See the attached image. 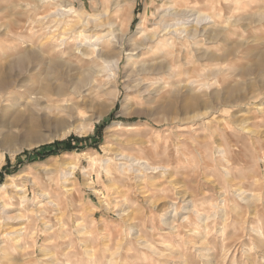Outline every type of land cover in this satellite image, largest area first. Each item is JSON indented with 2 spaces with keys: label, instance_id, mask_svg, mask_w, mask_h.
Returning a JSON list of instances; mask_svg holds the SVG:
<instances>
[{
  "label": "rangeland",
  "instance_id": "rangeland-1",
  "mask_svg": "<svg viewBox=\"0 0 264 264\" xmlns=\"http://www.w3.org/2000/svg\"><path fill=\"white\" fill-rule=\"evenodd\" d=\"M65 1L80 16L96 12L98 17H111L121 26L120 33L126 32L123 42L131 46L147 35L161 34L165 22L227 25L217 46L223 58L201 56L208 44L199 34L188 41L172 40L168 46L148 43L134 60L167 59L175 67L173 73H154L146 92L134 87L136 79L128 77L130 66L123 54L115 87L104 78L110 94L99 97V102L110 103L113 93L117 100L80 135H61L62 127L53 123L44 103L29 101L20 87H8V99L0 106V132L7 137L0 143V184L10 180L23 192L0 190L11 217L0 211V264H107L121 236L128 243L110 264H158L149 247L181 254L171 264H264V0H178L176 7L189 11L177 20L162 17L163 7L174 0H134L124 6L131 7L129 21L123 10L113 8L118 0ZM60 4L0 0V71L7 73L6 61L25 54L32 44L38 49L50 35L79 40L51 15ZM187 12L206 13L213 22H197ZM75 13H66L65 18L77 23ZM86 33L93 41L100 31L88 28L82 32ZM242 41L246 45L240 46ZM219 67L224 68L221 76H212L210 71ZM193 114L200 116L192 119ZM72 138L81 141L71 150L42 148ZM114 149L167 170L142 171L139 176L128 170L123 175L107 174L103 164L105 159L114 163ZM49 150L52 154L42 156ZM69 166L74 167L72 178L64 180ZM41 190L58 206L40 199ZM239 190L255 198L245 203L237 195ZM170 202H175L176 218L166 226L173 213ZM128 226L150 246L130 243ZM7 238H14L13 242L3 245ZM85 246L93 250V259L83 254Z\"/></svg>",
  "mask_w": 264,
  "mask_h": 264
},
{
  "label": "bare ground",
  "instance_id": "bare-ground-1",
  "mask_svg": "<svg viewBox=\"0 0 264 264\" xmlns=\"http://www.w3.org/2000/svg\"><path fill=\"white\" fill-rule=\"evenodd\" d=\"M58 1H60V3H61L60 8H58L57 12H52L54 14H51V15L56 16V18L54 17V19H56V20L59 19V21L61 22L60 23L61 27L63 29H65V28L72 29L71 31L77 34L76 36L78 37L79 40H75V42L69 41L68 38L61 37L63 35H61V36L58 35L59 33L56 35H50L46 39V42H43L37 46L38 49H34L35 47L32 44L27 49L25 54L18 55L19 57L14 58L10 61L9 60L6 61L5 64H6V67H9V71H7V73L0 71V106L4 100L8 99V96L10 94V92H9L10 90H8V87H10L12 89L20 87L23 89V92H25L28 95L29 101L37 102V103H44L43 106L47 107V110H49V113L52 117L51 120L53 121V123H55V125H57V126L62 127L63 132L61 133V135H64L66 133L67 134L72 133V132L77 133L78 135L85 133L87 130V124L90 125V124H92L93 121H96V120H99L100 118H102L106 114L107 110L113 106V102L115 100H117V96L115 94L113 95V93H112V99H111L110 103L99 102V97L101 95H104V94H110V92L108 91V88L106 89L104 87V84L102 83L104 78H105V80H108V82H112L113 86L115 87L116 76L118 75V72H119L120 58L123 54L125 55V58H126V65L130 66L129 70L127 71L128 75H129L128 77L132 76L133 78H135L136 82L134 84V87L138 90H143V91L147 88V86L150 82L149 81L150 77L154 73L156 74V73H159L160 71H168V72L172 71V73H173L172 69H173V67H175L174 62L172 63V61H169L167 59H162V60L160 59L159 61L142 62V63H138L139 61L137 62V60H134L135 54H137V52L142 48L146 47V49H147L148 43L151 45V42H156V43L162 42L168 46V44L172 40L173 41H180V40L188 41L190 39L192 40V38L195 35L199 34L200 36L204 37L205 43L208 44V45H206L205 49L202 51L201 56L203 55L204 57H207V58L209 57L212 59L223 58V55L220 52H218L217 46H218L219 37L223 36L227 32L226 31L228 28L227 25H218V24L214 23V24H210L208 26L190 27V26H186V22H184V21H178V22H176L175 25L167 24L169 22H167V23L165 22V23H162V25H161V32H162V33L160 32L161 34H154V35L151 34V35H147L145 37H143L144 36L143 35L142 36L143 39L141 40L140 43L131 46L130 44L127 45V44H125V42H123V35L126 32L125 31L122 32V33H124L122 35L120 33L122 28L119 25V23H116V21L111 20L110 19L111 17H108V15L105 14L103 16L98 17V14L95 12L97 14V17H95L96 16L95 13H94L95 16L90 15V14H85L83 16H80L78 14V12H77V14L75 13V10L72 8L70 3L65 1V0H39V2H49L52 4H57ZM132 1H134V0H118L117 2L114 3V7H113L116 9V11L123 10L124 19H126L128 21L130 18V10H131L130 8L131 7L130 6L124 7V6L126 4L132 2ZM174 1L175 2H171L170 5L163 7V9L164 8L165 9H164V13L162 14V17H166L167 20L168 19H171V20L176 19L177 20L181 15L183 16V14L188 10V9L185 10L183 8H177L176 4H177V2L179 3V1L178 0H174ZM184 1L185 0H180V2H184ZM256 2H258V1H256ZM55 10H53V11H55ZM199 12L198 13L196 12L193 14L190 12H187V13H190L191 15H193L194 19H196L197 22L202 21V20L203 21L206 20V23H209L211 21L213 22V20H209L210 19L209 15H207L206 13H199ZM66 13H71V14L75 13L74 15L77 16L76 19L78 20L77 23H73L72 19L65 18L66 16H68V14H66ZM187 16H190V15H187ZM44 18H45V16H44ZM159 18H160V16H159ZM163 20H164V18H163ZM188 20L190 21L191 19H188ZM214 20H215V18H214ZM161 22L159 21V23H161ZM158 24H157V26H158ZM50 25L51 24L46 25V26H50ZM177 25H179V26H177ZM62 28H61V30H62ZM88 28H92L93 30H97V31L99 30L100 31L99 36H96L95 40H93V41L90 40V37L87 33L82 34V32L87 30ZM138 28L139 29L143 28V22H141L139 24ZM78 29H80V30H78ZM159 29L160 28H158V30ZM68 32H70V31H68ZM151 32H153V31H151ZM146 33H148V32H146ZM64 36H66V34ZM239 44H240V46H244V45H246V42L242 41ZM163 46H165V45H163ZM148 50L150 51L149 48H148ZM163 50H164V47H163ZM35 52H40V54L35 56ZM146 53H147V51H146ZM167 54H170V53H167ZM170 55H168V56H170ZM138 57H140V56H138ZM169 59H170V57H169ZM140 61H142V60L140 59ZM85 62H90V64H88V66H87L85 64ZM83 63L87 67H83L84 66ZM223 71H224V68L219 67V68L211 70L210 74L212 76L219 77V76H221L220 74ZM104 72H106L105 73L106 76L104 75ZM13 75L18 76V78H14ZM152 83H154V82H152ZM156 83H157V81H156ZM150 85H151V83H150ZM151 86H153V85H151ZM106 87H108V86L106 85ZM237 89L238 88H235V91H238ZM150 90H151V88H150ZM143 91H142V93H143ZM139 93H141V92L139 91ZM256 97L257 96L255 95V98ZM191 100L193 103H195L197 101L196 98L195 99L192 98ZM206 106L207 105L204 104L205 108H206ZM188 107H190V106L188 105ZM256 108L258 110V107H256ZM199 116H200V114H197V115L193 114L191 118L194 119V118H198ZM84 125H86V128L84 127ZM241 129L244 130V128H241ZM6 139H7V137L2 136L1 132H0V143L3 140L5 141ZM220 150H221V152H223L224 149H220ZM112 153H113V155H112L113 157L111 156V158L114 161V163L111 164L108 160L105 159L104 164H103L104 166L102 165L104 171L107 174L112 175V174H114V172H116L120 175H123L125 173V171L128 170L131 172H135V174L137 176H139V175H141L142 171L143 172L148 171V173H156L158 171H161L162 173H165L167 170L166 166L152 165L149 162H147L146 160H143V159L141 160V159L135 158L133 156L127 155L119 149H114ZM220 155L222 156V153ZM84 156H85V154H84ZM73 168H74L73 166H69L68 170L67 171L65 170L63 172L62 176H63L64 180L66 178H69V177L72 178L71 175L73 173L72 172ZM255 169H256V167H255ZM84 170H83V172H84ZM59 176H61V175H59ZM10 179H13V176H10ZM60 180H61V178H60ZM68 180H70V179H68ZM30 183L33 186L35 182L32 181ZM35 185H37V184H35ZM16 186H15V184H12L11 181L9 180V182L7 181V182L0 184V190L6 191V189L10 188L11 190H15L16 192H21L22 187L20 186L21 188L20 187L17 188ZM66 187H65V189H66ZM33 188H34V186H33ZM66 190H70V189L68 188ZM240 190L238 193L236 191L237 195L240 196V200L244 201L245 203H251L252 197L253 198H255V197L254 196H252V197L248 196L245 192H242L243 190L242 191H240ZM9 194H11V193H9ZM13 194H15V193H13ZM36 194H37V192H36ZM38 196L41 197L40 199H42L43 201H47L52 206H54V207L58 206L57 202H56L57 200L54 201L51 198L49 193H47L45 191L42 192V190H41V193H39ZM20 198L22 201H25L24 195L21 196ZM42 205H43V203H42ZM103 207H104V205H103ZM169 208L171 209L170 211H172L173 213L167 217L168 219L166 217L162 218L163 220L167 219L164 222V225H166V226L171 224V222L173 221V217L176 216L175 215V202H170ZM187 210H188V207H186L185 211H187ZM0 211H1V214L3 215V217H5L7 219L11 218L8 215L9 214L8 208L3 201V196H1V194H0ZM38 211H40V210H38ZM56 211L58 214L59 211L58 210H56ZM41 214H43V213H41ZM208 218H210L209 215H208ZM178 219H179V216H178ZM31 221L34 222L33 220H31ZM24 227H26V226H24ZM52 227H53V223H52ZM52 227H50V228H52ZM170 228H172V227H170ZM173 229H174V226H173ZM128 231H129L128 237L130 238V243H132L131 240H133L134 242L137 243V245H141L142 248L143 247L148 248L150 246L149 245L150 243L138 240L137 230L135 228H133L132 226H128ZM19 233H21V232H19ZM5 235L6 236L10 235V233L7 232V233H5ZM121 237H122L121 240L117 242L116 252L113 254L111 253L109 256L110 258L108 257L109 259L107 258V264H110L111 260L116 259L119 255V249L122 248L126 243H128L126 240L127 237L126 238H124V236H121ZM13 239L14 238H7L6 242L3 243V241H2V243H3V245H5V243L10 244V240L13 242ZM149 248L151 251L150 254H152L153 256H155L156 258L159 259L158 264H171L173 261L174 262L179 261L182 258L181 254L175 253L172 250L169 253H164L158 249H154L151 247H149ZM122 252H124V251H122ZM83 254L88 256V258H90V259H93V257H94L93 250L90 247L85 246L83 249ZM125 255H126V253H125ZM122 259H123V257H122ZM116 261H114V262H116ZM120 261H121V258H119L118 262H120ZM122 262H124V261H122ZM122 262H120L119 264H121ZM50 264H62V263H58V261H56V262H52ZM63 264H64V262H63Z\"/></svg>",
  "mask_w": 264,
  "mask_h": 264
},
{
  "label": "trees",
  "instance_id": "trees-1",
  "mask_svg": "<svg viewBox=\"0 0 264 264\" xmlns=\"http://www.w3.org/2000/svg\"><path fill=\"white\" fill-rule=\"evenodd\" d=\"M81 141L80 139L78 138H72V139H67V140H64V141H60V142H55V143H52L50 145H47V146H44L42 148H46V147H58V148H63L65 150H71L72 147H73V143H77ZM33 152L37 153L38 150H34ZM52 150H49V151H46L44 154H42V156H45V155H48V154H52Z\"/></svg>",
  "mask_w": 264,
  "mask_h": 264
}]
</instances>
